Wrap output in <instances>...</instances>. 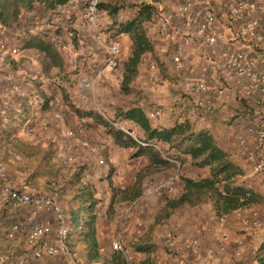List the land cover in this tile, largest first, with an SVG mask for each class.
<instances>
[{
	"label": "crops",
	"instance_id": "obj_1",
	"mask_svg": "<svg viewBox=\"0 0 264 264\" xmlns=\"http://www.w3.org/2000/svg\"><path fill=\"white\" fill-rule=\"evenodd\" d=\"M68 1L53 6L57 13H51V7L43 2H36L31 10L21 12L15 24L3 26L5 34L21 37L11 41L21 46L14 59L0 58V89L17 82L25 93L18 117L0 119V159L12 171L16 183L35 177L31 172L37 170V163L32 169L23 166L33 154L43 153L45 148L46 153L54 156V150L60 146L70 147L63 155L72 158V169L53 181L70 189L76 180L73 173L80 172V180L90 184L97 203L104 201L105 212L113 202L117 204L115 212H127L134 217L128 230L137 228L136 214L152 210L151 195L145 189L165 183L159 192V204L153 208L155 217L160 218L157 222H166L163 245L152 250L150 245L134 243V255L130 252L128 264H252L255 250L264 240V181L253 173L249 153L255 148L256 129L264 126V97L246 77H227L223 71L226 57L233 49L256 46L264 53L263 21L252 31H238L245 19L259 15V4L248 3L240 16L230 21L233 0H194L193 17L215 15L208 30L198 34L196 22H189L178 13L184 0H102L98 33L103 39L118 43L119 63L114 68L105 64L104 49L82 25L84 9ZM145 5L151 6V13L141 25L150 49L142 54L136 71L124 86V63L132 51L133 40L121 27L137 17ZM256 33L263 38L254 41ZM208 34L215 38L212 44L206 39ZM174 55L180 57V67L173 61ZM152 63L155 67L151 70ZM197 83H203L202 90L195 89ZM34 94L43 99L41 104L32 100ZM155 109L160 112L151 115ZM128 112L131 117H126ZM104 115L133 129L141 140L148 132L138 119L144 120L149 130L180 125L182 131L174 133L170 141L150 139L164 160L157 163L145 153L137 154L136 148L116 143ZM21 123L32 127L31 136L18 133ZM68 131L74 135L69 136ZM199 132L208 133L237 167L233 183L249 191L247 195H251L252 201L248 204L222 216L216 214L210 193L193 203L167 205L186 192L184 178L210 176L209 165H197L185 151L192 144L193 135ZM54 169L50 170L55 172L58 167ZM23 184L21 187L25 188ZM223 184L224 180L220 181L219 188ZM104 185L108 191H103ZM70 191L71 200L65 198L70 204L63 205L68 218L74 212L71 202H75ZM36 212L48 215L39 221L52 225L48 240L57 243V223L52 212L0 201V254L5 258L0 264L19 259L31 264H56L63 260L62 254L31 257L24 233L39 222ZM105 212L98 213L96 224L101 245ZM13 224H18L19 230L9 235ZM168 232L175 240L174 249L166 244ZM136 244L142 249L138 250Z\"/></svg>",
	"mask_w": 264,
	"mask_h": 264
},
{
	"label": "built area",
	"instance_id": "obj_2",
	"mask_svg": "<svg viewBox=\"0 0 264 264\" xmlns=\"http://www.w3.org/2000/svg\"><path fill=\"white\" fill-rule=\"evenodd\" d=\"M82 1L84 3V12L81 18L83 26L87 27L91 36L99 43L105 52V64L110 67H117L119 63V46L115 41H108L103 39L101 34L98 33V4L101 0H69V3L77 4ZM248 3L259 4V15L256 17H250L245 19L238 27L240 33H245L255 29L261 21L264 24V0H233L230 8V21L236 20L242 11L245 9ZM194 0H184L178 8V13L181 17L185 18L189 22H196V31L198 34H204L208 30V26L215 19L213 13H208L203 18L198 19L196 16H192V8ZM0 58H7L8 61L14 59V57L20 52L21 46L19 43L12 44L14 39H20L18 35H7L3 31V26L0 25ZM263 38V35L256 33L254 35V41H259ZM206 39L209 44L214 42V36L208 34ZM173 61L180 67L182 62L178 55L173 56ZM150 69H154L155 64L152 63ZM223 74L225 76L240 75L246 77L251 86L258 90L264 97V53L256 46L249 48L233 49L231 50L225 61V67ZM203 83H197L195 85L196 90H202ZM25 93L21 89L17 82H11L5 88L0 89V119L9 121L12 118L18 117L23 104ZM32 100L35 103L41 104L43 99L38 94H34ZM159 109H155L151 112V115L158 114ZM105 120L115 128L122 130L131 137L139 140L133 129L125 127L123 124L112 121L107 116H103ZM18 133L25 136H31L33 129L27 123H21L18 126ZM67 134H71L68 131ZM141 141V140H139ZM146 144L145 142H141ZM71 148H66L65 152H68ZM61 151L58 153L60 154ZM70 159L69 154L64 155ZM249 161L253 173L258 174L262 181H264V126L256 129L255 132V148L249 153ZM165 187V183H160L148 187L146 193H153L161 191ZM0 201L11 203L15 207L20 206H32L36 209L52 212L57 223V229L55 231L58 242L52 243L48 240V235L53 232L52 225L47 221L35 222L31 227L25 231L24 240L26 245L31 249V257L38 259L41 257H57L58 255L67 252V228L68 217L62 204L51 195H41L23 190L16 186V184L10 179L8 169L5 162L0 159ZM237 210V209H235ZM233 210V211H235ZM222 216V215H220ZM247 221V219H244ZM19 230L18 224H13L9 235H13L15 231ZM166 244L170 249L175 248V240L172 234L168 232L166 234ZM112 248L119 250L120 253L128 260L130 257L129 249L122 243L120 237L112 240ZM5 258L0 254V261ZM9 264H31L28 260L19 259L18 261H10ZM56 264H64L63 261L57 260Z\"/></svg>",
	"mask_w": 264,
	"mask_h": 264
},
{
	"label": "trees",
	"instance_id": "obj_3",
	"mask_svg": "<svg viewBox=\"0 0 264 264\" xmlns=\"http://www.w3.org/2000/svg\"><path fill=\"white\" fill-rule=\"evenodd\" d=\"M67 1L68 0H0V25L9 26L15 24L18 21L21 12L24 10H31L36 2H43L46 6L52 7L56 4H62ZM101 4L102 0L98 4V9ZM150 9V5H145L140 10L137 17L126 22L121 27V31L130 33L133 40L132 51L127 58V61L124 63L126 72L123 78L124 86L136 71V65L140 61L142 54L150 49V45L144 35L141 25L143 18H148L150 16ZM126 117H131V113L128 112ZM138 122H140L146 132H148V136L144 140H136L127 133L111 125L107 126L108 132L112 135L116 143L136 148L137 154L145 153L153 162H163L164 160L160 157L159 151L150 144V139L155 138L156 140L170 141L172 135L181 132L182 128H180V125H177L171 129L149 130V126L144 120L138 119ZM182 140L183 138L180 139V141ZM143 141L146 142V144H142L141 142ZM185 151L190 153L197 165H209L210 176L196 180L184 178L186 192L182 193L175 200H169L167 202L168 206L173 207L184 202L193 203L200 201L203 194L210 193V196L214 198L216 214L223 215L241 208L252 201L251 195H247V192L249 193V191H246L242 186L233 183V177L238 173V169L228 160L226 153L214 144L208 133L199 132L194 134L192 144L187 147ZM35 154H33L32 158L28 159V162L33 164L34 162L39 161L42 157L48 159L44 164H46L48 171L55 176L56 170L53 172L50 169L54 166L55 169H57L59 163L51 160L50 153L37 152V154ZM38 164L41 163L39 162ZM38 170H40V167ZM77 170L82 171L81 169ZM31 173H33V171ZM73 174L76 180L74 181L75 184L71 190L73 191L77 207L68 218L67 238H70L71 242H69L72 243L71 247L74 250L77 244V248L79 245H82L76 252L78 253L77 264H128V260L119 250L111 247L109 248L108 246L106 248L103 241V244H100L96 235V224L99 213V211L96 210L97 200L93 196L90 184L80 180V172L76 171ZM222 180H224L223 187L219 188L218 184ZM61 189L62 186L54 188L55 191H61ZM134 196H136V193L133 197ZM162 217H165V213ZM156 219L160 220L157 216ZM74 236L75 239H72ZM135 247L138 248V250L142 249V247L137 244ZM252 264H264V240L258 244Z\"/></svg>",
	"mask_w": 264,
	"mask_h": 264
},
{
	"label": "rangeland",
	"instance_id": "obj_4",
	"mask_svg": "<svg viewBox=\"0 0 264 264\" xmlns=\"http://www.w3.org/2000/svg\"><path fill=\"white\" fill-rule=\"evenodd\" d=\"M70 5H74L72 3H69ZM77 5H81V8L84 9V3L82 1L78 2ZM56 7H51V13H57V11H53L52 9H54ZM45 10V9H43ZM43 16H45L47 13L46 11L44 13H42ZM74 133L72 131V133L69 136H73ZM49 148V147H48ZM47 148V149H48ZM61 149V153L57 154V150ZM64 146H60L59 148L55 149V155L54 156H50L51 160H53L54 162L59 163L58 164V170L56 171V175H52L51 172L48 171V169L46 168V160L48 159H44L43 157L39 159V161L32 163H23V166L29 167V168H34L35 167V163H37V170L35 172H33L35 174V177L31 176V179L26 178V179H21L18 180L21 183L18 182V184L16 183V179L14 177V175H12L13 173L9 172L10 175V179L16 183V186L22 188L23 190H28L30 192L33 193H37V194H41V195H51L54 198H56L58 201L60 199H64V202H60L63 205H69V199L71 200V188L66 189L68 186L64 187L62 186L61 191H55L54 188L58 187V184H61L62 182H54L53 179L55 180L56 177L58 176H62L63 173L66 170H69L70 168L72 169V164L73 161L71 160L72 158L68 159L66 158L63 154H64ZM44 152H45V148H44ZM53 157V158H52ZM41 164H38V163ZM13 163V162H10ZM32 164V165H31ZM31 165V166H30ZM71 166V167H70ZM40 167V170H38V168ZM55 167V166H54ZM17 170V169H16ZM55 170V169H54ZM68 173V172H67ZM22 182H24L23 185H26L25 188L21 187ZM53 183V184H52ZM153 186V185H152ZM151 187V186H149ZM148 188V187H147ZM146 188V189H147ZM103 191L107 190L106 186L104 185L102 187ZM110 189V188H109ZM145 189V191H146ZM96 190V189H95ZM97 191H95L96 194ZM159 192H153V193H147L150 196V200H152L151 203H149V206H152V210H145V212H140L138 214H136L135 218H136V226L137 228L135 230H128L129 227H131V225L133 224L134 221V217L131 215L129 216V213L127 212H115L114 209H116L114 207V205H117L116 203L110 202V205L107 208V211L105 212L104 208V201H102L101 199L99 200V202L96 204V210L99 211L101 213V211L106 213V216H103V235L104 238L102 239V241L104 242V245L108 247L112 248V240L116 239L118 236L120 237L122 243L129 249V247H131V250H129V252H131L132 255H134V243L140 242V244H146V245H150L152 246V250L159 248L158 245H160L162 243L163 245V234L164 232L167 230L166 228V222L165 221H159L157 222V219L155 217V211L156 209H153L157 204H159ZM97 195V194H96ZM98 196V195H97ZM66 197H69L68 200H65ZM118 198V197H117ZM154 202H157L156 204ZM71 205L73 207V210L77 207V204L72 201ZM64 207V206H63ZM127 208V207H126ZM112 209V210H111ZM64 210L66 211V209L64 208ZM130 211V209H129ZM36 217L39 220L41 219H45L47 218V214L46 213H42V212H36ZM101 219V218H100ZM100 221V220H99ZM75 239V236L74 238ZM71 242V240H70ZM70 242H67V247L68 250L67 252H65L64 254H62V261L64 264H77V258H78V253L77 249L80 248L81 246L79 245V247L77 248L76 245L75 246V250L71 247ZM71 247V248H70Z\"/></svg>",
	"mask_w": 264,
	"mask_h": 264
}]
</instances>
